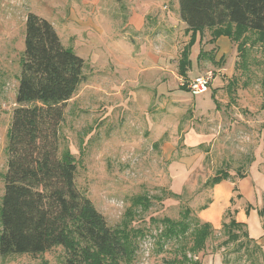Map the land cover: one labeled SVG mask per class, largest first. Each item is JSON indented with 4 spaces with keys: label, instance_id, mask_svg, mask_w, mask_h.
Listing matches in <instances>:
<instances>
[{
    "label": "rangeland",
    "instance_id": "obj_1",
    "mask_svg": "<svg viewBox=\"0 0 264 264\" xmlns=\"http://www.w3.org/2000/svg\"><path fill=\"white\" fill-rule=\"evenodd\" d=\"M30 13L85 62L84 81L65 105L61 151L74 157L78 190L110 227L129 222L143 232L133 264H161L181 244L193 260L189 239L160 235L165 219L182 221L186 210L188 222L194 216L214 229L201 264H264L263 34L238 40L234 29L213 40L206 29L185 80L179 62L193 33L179 0H0V212ZM208 72L209 91L193 95L188 82ZM221 171L228 178L209 186ZM231 218L245 226L234 229L236 242L223 230ZM65 256L57 247L0 256V264H64Z\"/></svg>",
    "mask_w": 264,
    "mask_h": 264
},
{
    "label": "trees",
    "instance_id": "obj_2",
    "mask_svg": "<svg viewBox=\"0 0 264 264\" xmlns=\"http://www.w3.org/2000/svg\"><path fill=\"white\" fill-rule=\"evenodd\" d=\"M180 17L193 33L180 59V76L187 79L192 67L190 53L197 35L214 30L213 40L236 38L250 31L264 36V0H179ZM235 29V30H234ZM240 48L242 46H239ZM84 60L66 49L47 20L30 13L26 18L25 56L8 133L9 156L0 212V256H38L62 247L64 264H133L136 238L143 232L129 222L112 228L94 204L77 188V166L68 149L61 151L60 128L65 105L84 81ZM181 89L187 90V85ZM228 175L219 172L209 186ZM186 210L182 221L165 219L164 239H189L173 259L161 264H201L214 229ZM231 212L227 213L230 216ZM236 218L223 223L228 240L236 242L243 230ZM190 233V235H189ZM245 236L251 241L249 234ZM190 237V238H189Z\"/></svg>",
    "mask_w": 264,
    "mask_h": 264
},
{
    "label": "built area",
    "instance_id": "obj_3",
    "mask_svg": "<svg viewBox=\"0 0 264 264\" xmlns=\"http://www.w3.org/2000/svg\"><path fill=\"white\" fill-rule=\"evenodd\" d=\"M213 80L214 77L212 72H208L205 75L197 76L195 79L188 82L189 91L195 96L205 94L209 91Z\"/></svg>",
    "mask_w": 264,
    "mask_h": 264
},
{
    "label": "crops",
    "instance_id": "obj_4",
    "mask_svg": "<svg viewBox=\"0 0 264 264\" xmlns=\"http://www.w3.org/2000/svg\"><path fill=\"white\" fill-rule=\"evenodd\" d=\"M223 38H227V37H220V38H218V40H222ZM207 93V92H206ZM239 222V221H238ZM264 236H262L259 240H261L262 238H263ZM252 240H254V239H252ZM255 240H257V239H255ZM256 242V241H255Z\"/></svg>",
    "mask_w": 264,
    "mask_h": 264
}]
</instances>
